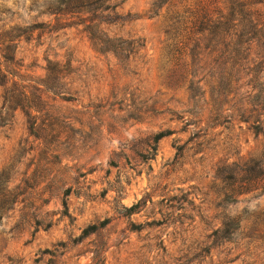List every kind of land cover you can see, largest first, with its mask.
I'll return each mask as SVG.
<instances>
[{
	"label": "rangeland",
	"instance_id": "374dc122",
	"mask_svg": "<svg viewBox=\"0 0 264 264\" xmlns=\"http://www.w3.org/2000/svg\"><path fill=\"white\" fill-rule=\"evenodd\" d=\"M85 1L0 0V264H264L251 77L214 81L196 0Z\"/></svg>",
	"mask_w": 264,
	"mask_h": 264
},
{
	"label": "trees",
	"instance_id": "16d2710c",
	"mask_svg": "<svg viewBox=\"0 0 264 264\" xmlns=\"http://www.w3.org/2000/svg\"><path fill=\"white\" fill-rule=\"evenodd\" d=\"M100 2L86 0L81 6L82 8L88 5L91 7ZM153 7L157 5L154 4ZM189 7L190 5L185 12L183 11V14L190 13V17L185 18L184 23L185 31L189 33L186 40L194 41L196 50L209 42L207 49L217 54V61H221L225 67V69H217L214 81L219 79L220 84L225 87V92L230 95L238 91L239 83L243 78L251 77L249 80L251 90L246 93L248 98L257 99L259 111H238V117L241 122L252 123L251 128L256 134H262L264 132V80L262 82L259 80L261 75H264V0H196V10L191 11ZM176 15L178 19L179 13ZM177 22L179 24V21ZM195 35L196 40H193L192 37ZM3 59L10 61L7 57ZM1 66L0 63V80L4 84L7 75L2 72ZM215 84L217 85L218 82ZM165 136L164 133H160L156 140L159 141ZM256 162L259 163L257 177L246 169H243L245 178H240L239 173L233 174L235 180L242 179L239 184L244 191L237 194L250 192L256 186H264V159ZM105 224L103 223L102 226ZM235 226L237 227L231 230L224 228L217 233H223V238L231 241L239 229L238 223L235 222ZM94 230L96 227H91L86 233Z\"/></svg>",
	"mask_w": 264,
	"mask_h": 264
}]
</instances>
